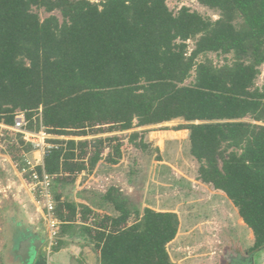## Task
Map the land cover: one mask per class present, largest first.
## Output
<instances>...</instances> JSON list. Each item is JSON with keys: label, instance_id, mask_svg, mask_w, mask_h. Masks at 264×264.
Wrapping results in <instances>:
<instances>
[{"label": "trees", "instance_id": "trees-1", "mask_svg": "<svg viewBox=\"0 0 264 264\" xmlns=\"http://www.w3.org/2000/svg\"><path fill=\"white\" fill-rule=\"evenodd\" d=\"M196 1L218 18L186 6L174 12L167 0H0V124L12 125L23 112L30 129L41 122L51 134L86 136L89 128L128 130L182 118L187 123L175 130L188 131L199 180L226 195L252 231L249 251H259L264 85L255 88L254 81L264 63V0ZM34 7L57 10L61 19L41 20ZM208 52L231 53L232 62L198 60ZM192 71L194 82L183 85ZM55 142L62 145L38 168L54 176V192L63 177L96 163L99 150L84 163L87 148L103 140ZM120 149H114L118 157ZM54 194L62 237L77 222V205ZM103 198L118 215L79 226L99 264H179L167 251L178 231L175 213L146 207L129 224L131 212L118 191L109 187ZM85 212L79 211L82 222Z\"/></svg>", "mask_w": 264, "mask_h": 264}, {"label": "rangeland", "instance_id": "rangeland-1", "mask_svg": "<svg viewBox=\"0 0 264 264\" xmlns=\"http://www.w3.org/2000/svg\"><path fill=\"white\" fill-rule=\"evenodd\" d=\"M166 3L174 12L181 5L211 20H216L219 16L218 11L196 0H167ZM32 10L41 20L50 14L61 19L57 10L51 13H47L43 8L34 7ZM186 43L187 50L190 51L194 47V41L189 40ZM232 56L231 53L208 52L199 56L198 60L208 59L215 66H221L230 64ZM193 82L192 71L183 85ZM263 85L264 63L259 66L254 87L261 88ZM242 120L256 123L251 117ZM184 123L187 122L182 118H176L155 125L133 124L128 130H119L115 126L87 129V135L82 139L90 141L91 144L93 139H102L103 142L87 148L84 163H88L95 150H99V159L92 167L88 166L80 173L59 180L61 182L56 185L54 193L63 194V200L79 204L78 212L82 207L88 209L89 212L82 216L84 223L88 224L101 222L104 215H118L113 206L103 198L109 187H114L125 199L131 212L129 224L135 219L136 212L141 215L146 207L155 211L175 213L179 220L178 231L168 243L167 251L170 259L176 263L264 264V248L249 251L254 241L252 231L239 218L231 201L220 190L199 180V163L190 155L188 131L175 130V127ZM32 124L35 125V122ZM258 124L264 125V121ZM133 133L138 135L131 139ZM55 136L59 140L67 135ZM117 145L121 146L119 157L114 153ZM28 148L30 149V146L24 143L20 134L9 131L0 124V185H5L3 176L9 178L8 175H12L14 179L18 178L24 153ZM75 198L80 200V203ZM81 201H85L87 205H82ZM36 202L40 208L37 199ZM16 212L12 211L13 214ZM4 218L5 216H0V226H3V230ZM36 222L39 223V220ZM40 222L42 224L45 221L42 218ZM10 226L14 232L16 222ZM16 236L18 238L20 234ZM6 240L7 235L0 233V261L5 258ZM54 247L48 251L49 254L53 252Z\"/></svg>", "mask_w": 264, "mask_h": 264}, {"label": "crops", "instance_id": "crops-1", "mask_svg": "<svg viewBox=\"0 0 264 264\" xmlns=\"http://www.w3.org/2000/svg\"><path fill=\"white\" fill-rule=\"evenodd\" d=\"M27 155L38 157L36 152L30 153V151H27ZM8 177L5 178L3 176L5 185L3 183L0 185V193L2 194L0 196V216H5V228L3 230V226H0V233L7 235L5 248L8 253L6 254V250L4 251L5 258L4 261H0V264H23L18 254V245L25 237L30 236L38 239L36 241L43 239V243L40 245L38 254L32 264H99L98 252L94 249L93 243L89 241L86 234H83L80 230L79 232L76 231L80 225H89L80 220L78 211V221L69 230V233L59 237V240L62 241L61 245L58 249L53 248V252L49 254L46 247L47 225L45 222L40 224L43 218L42 210L36 205L34 195L28 190L24 176L19 172L16 179L12 175H8ZM76 201L80 203V200ZM81 203L82 205H87L85 201H81ZM75 205L78 208L79 204L75 203ZM12 211L17 212L13 214ZM37 219L39 223L36 222ZM14 222H16V227L14 228L13 226V232L10 225ZM23 229H25L24 233L22 232ZM17 234H20V237H15Z\"/></svg>", "mask_w": 264, "mask_h": 264}, {"label": "built area", "instance_id": "built-area-1", "mask_svg": "<svg viewBox=\"0 0 264 264\" xmlns=\"http://www.w3.org/2000/svg\"><path fill=\"white\" fill-rule=\"evenodd\" d=\"M181 5L178 7L180 8ZM29 120L23 112L16 113L12 125L1 124L2 127L16 134H20L24 143L30 146V153H38V157L28 156L27 151L20 168V173L24 176L28 190L34 195L38 203L41 205L43 220L47 225V250L50 251L57 243L59 237L60 221L56 217V200L54 194V176L44 171L43 157L51 150L58 149L62 144L56 143L55 134L48 133L44 127L39 124L38 130L29 128ZM59 140H83V136L62 137ZM37 203V202H36ZM38 204V205H39Z\"/></svg>", "mask_w": 264, "mask_h": 264}, {"label": "water", "instance_id": "water-1", "mask_svg": "<svg viewBox=\"0 0 264 264\" xmlns=\"http://www.w3.org/2000/svg\"><path fill=\"white\" fill-rule=\"evenodd\" d=\"M34 236L25 237L18 245V254L21 257V262L23 264H32V261L36 258L40 245L43 243L41 241H36Z\"/></svg>", "mask_w": 264, "mask_h": 264}]
</instances>
